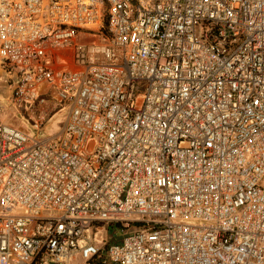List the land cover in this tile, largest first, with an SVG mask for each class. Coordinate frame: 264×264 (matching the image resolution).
<instances>
[{"label": "built area", "instance_id": "2783aa9c", "mask_svg": "<svg viewBox=\"0 0 264 264\" xmlns=\"http://www.w3.org/2000/svg\"><path fill=\"white\" fill-rule=\"evenodd\" d=\"M0 72L67 107L0 122V264H264V0H0Z\"/></svg>", "mask_w": 264, "mask_h": 264}, {"label": "rangeland", "instance_id": "374dc122", "mask_svg": "<svg viewBox=\"0 0 264 264\" xmlns=\"http://www.w3.org/2000/svg\"><path fill=\"white\" fill-rule=\"evenodd\" d=\"M81 39V41H89L88 39ZM2 88L0 87L1 123L20 129L32 142L51 140L57 137L64 126L67 114L66 106L59 109L53 103H50L31 109L19 108L9 102L7 87ZM36 124L38 128L35 127Z\"/></svg>", "mask_w": 264, "mask_h": 264}, {"label": "crops", "instance_id": "0c3cea01", "mask_svg": "<svg viewBox=\"0 0 264 264\" xmlns=\"http://www.w3.org/2000/svg\"><path fill=\"white\" fill-rule=\"evenodd\" d=\"M6 80H7V75L6 74H4V73H1L0 72V83L2 84L0 87L2 88V89H4L5 87H6ZM51 101H53V100H49L48 101V103L47 104H50L51 103ZM65 122V121H64ZM63 129V128H62ZM62 129H61V131H62ZM61 131L58 133V135L57 134H54V135H57V137L60 135V133H61ZM57 137H55V138H57ZM52 139H54V138H52ZM46 141H48V140H43V141H40V142H46ZM100 228H101V231L103 232L104 231V235H110V229H109V227L108 226H105L104 224L102 225V226H100ZM68 264H98L97 263V261L96 260H91V261H89V262H85L84 260H82L81 258H79V257H76L75 259H73V260H71Z\"/></svg>", "mask_w": 264, "mask_h": 264}]
</instances>
